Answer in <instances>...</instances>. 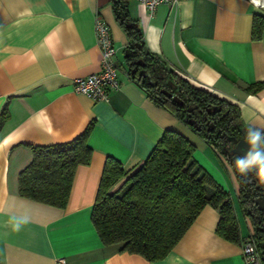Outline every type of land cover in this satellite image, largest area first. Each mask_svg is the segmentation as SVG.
<instances>
[{
	"label": "crops",
	"instance_id": "crops-1",
	"mask_svg": "<svg viewBox=\"0 0 264 264\" xmlns=\"http://www.w3.org/2000/svg\"><path fill=\"white\" fill-rule=\"evenodd\" d=\"M126 8L145 49L235 103L244 128L264 129V85L248 89L264 82V0H178L158 4L152 13L127 0ZM97 15L109 26L119 66L120 83L105 100L72 89L74 77L100 68ZM127 43L112 0H0V264H56L59 257L65 264H245L241 246L252 227L231 165L131 79ZM89 125L90 159L75 167L65 206L20 196L17 178L31 160L30 145L68 141ZM165 129L186 137L193 158L229 193L239 241L217 233L219 212L206 204L160 259L124 251L123 242H101L90 213L106 157L132 169Z\"/></svg>",
	"mask_w": 264,
	"mask_h": 264
},
{
	"label": "trees",
	"instance_id": "trees-1",
	"mask_svg": "<svg viewBox=\"0 0 264 264\" xmlns=\"http://www.w3.org/2000/svg\"><path fill=\"white\" fill-rule=\"evenodd\" d=\"M126 7L127 0H112L114 17L127 35L124 59L129 76L156 104L190 125L228 160L238 183L240 207L248 217L252 237L264 262V209L256 202V197L264 196V192L255 173H239L228 153L229 138L245 137L248 129L242 125L238 106L169 69L145 49L141 30ZM256 21L257 17L252 29L255 37ZM139 59L143 64L137 62ZM143 69L152 82L142 73ZM263 85V81H257L250 83L248 89L256 91ZM190 119L199 128L189 123ZM90 126L68 141L31 144V160L18 173V194L64 207L75 167L90 159L91 149L87 144ZM193 151L194 145L186 137L165 129L144 160L132 169L125 171L117 159L107 156L90 213L101 242H123L124 251L140 254L147 260L160 259L206 204L219 212L217 233L228 240L239 241L229 193L197 163ZM121 178L122 184L111 190Z\"/></svg>",
	"mask_w": 264,
	"mask_h": 264
},
{
	"label": "built area",
	"instance_id": "built-area-1",
	"mask_svg": "<svg viewBox=\"0 0 264 264\" xmlns=\"http://www.w3.org/2000/svg\"><path fill=\"white\" fill-rule=\"evenodd\" d=\"M138 1L149 13H152L158 4H175L178 0ZM94 32L96 44L100 50V68L90 74L74 77L72 79V89L92 99L105 100L109 91L116 88L120 83L118 78L119 66L115 61L116 48L113 45L109 26L98 15L94 20ZM241 254L245 264H264L253 237H249L242 243ZM56 264H65L63 257L57 258Z\"/></svg>",
	"mask_w": 264,
	"mask_h": 264
},
{
	"label": "clouds",
	"instance_id": "clouds-1",
	"mask_svg": "<svg viewBox=\"0 0 264 264\" xmlns=\"http://www.w3.org/2000/svg\"><path fill=\"white\" fill-rule=\"evenodd\" d=\"M244 143L247 145L246 150L234 160L236 170L242 175L255 171L264 179V129L249 127ZM16 229L19 230V224Z\"/></svg>",
	"mask_w": 264,
	"mask_h": 264
},
{
	"label": "water",
	"instance_id": "water-1",
	"mask_svg": "<svg viewBox=\"0 0 264 264\" xmlns=\"http://www.w3.org/2000/svg\"><path fill=\"white\" fill-rule=\"evenodd\" d=\"M137 62L140 64H143L142 60H140V59L137 60ZM142 73L147 76V78L150 80V82H152L150 79V75L146 70L143 69ZM162 91L165 92L167 95H171L170 92L166 91L165 89H162ZM173 99L181 102V100L178 99L176 96H173ZM190 108H191V106H190ZM189 123L196 126L195 121L192 119L189 120ZM196 127L199 128L198 126H196ZM244 140H245V137L236 138L235 136H232L229 138L228 153H229L231 160L234 161L237 155H242L243 151L246 150L247 145L244 143ZM251 172L255 173L256 179L258 181V185L261 188V190H263V192H264V179H262L257 174V172H255V171H251ZM256 202H257L260 209H264V196L260 195V196L256 197Z\"/></svg>",
	"mask_w": 264,
	"mask_h": 264
},
{
	"label": "flooded vegetation",
	"instance_id": "flooded-vegetation-1",
	"mask_svg": "<svg viewBox=\"0 0 264 264\" xmlns=\"http://www.w3.org/2000/svg\"><path fill=\"white\" fill-rule=\"evenodd\" d=\"M263 191V190H262Z\"/></svg>",
	"mask_w": 264,
	"mask_h": 264
}]
</instances>
